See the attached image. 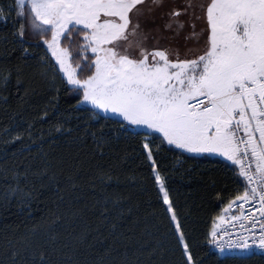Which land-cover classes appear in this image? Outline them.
Wrapping results in <instances>:
<instances>
[{"label": "snow or ice", "instance_id": "obj_1", "mask_svg": "<svg viewBox=\"0 0 264 264\" xmlns=\"http://www.w3.org/2000/svg\"><path fill=\"white\" fill-rule=\"evenodd\" d=\"M9 10L24 21L15 32L20 43H33L31 34L46 46L39 62L78 104L231 162L243 190L212 221L210 242L222 251L264 249V0H14ZM5 11L0 6V19ZM9 76L0 73V85ZM142 148L184 264H202L147 137ZM224 225L237 230L235 240ZM36 264L50 261L41 252Z\"/></svg>", "mask_w": 264, "mask_h": 264}, {"label": "trees", "instance_id": "obj_2", "mask_svg": "<svg viewBox=\"0 0 264 264\" xmlns=\"http://www.w3.org/2000/svg\"><path fill=\"white\" fill-rule=\"evenodd\" d=\"M13 4L0 0V73L10 72L0 85V264H36L41 252L50 264H184L145 137L198 261L264 264V253L220 255L209 246L212 221L243 190L231 163L78 104L39 62L46 46L31 34L33 43H20L24 21Z\"/></svg>", "mask_w": 264, "mask_h": 264}, {"label": "built area", "instance_id": "obj_3", "mask_svg": "<svg viewBox=\"0 0 264 264\" xmlns=\"http://www.w3.org/2000/svg\"><path fill=\"white\" fill-rule=\"evenodd\" d=\"M226 219H230V215L227 216ZM224 227H226L228 229V231L230 233H232L231 239L232 240H235L237 238V236H238L237 230L234 229V228L228 227L227 225H224ZM224 239L227 242L230 239V237H227L226 236ZM209 246H210V248H211L212 251H214V252H216V253H218L220 255H227V254H234V253L250 254V253H253V252H256V253H264V249H261L258 246L253 247V248L248 249V250H243V249H240V248H237V247H233V248H227V247H225V249L222 251L217 245L212 244L210 242V240H209Z\"/></svg>", "mask_w": 264, "mask_h": 264}, {"label": "rangeland", "instance_id": "obj_4", "mask_svg": "<svg viewBox=\"0 0 264 264\" xmlns=\"http://www.w3.org/2000/svg\"><path fill=\"white\" fill-rule=\"evenodd\" d=\"M169 2L170 3H175L176 5H179L180 4V0H169ZM189 46H191V45H189ZM83 105H87V106H91V107L95 108L93 105H90V104H83ZM96 110L99 111L102 114L110 115V116H113V117H116V118H119V119H122L123 120V118L120 117V116H118V114H114V113H111V112L105 113V112H103V110H100V109H96ZM129 126H131L133 129H136V130H144V131H147V132H154L151 129H146V128H142V127L138 128V127H136L134 125H129ZM154 133H156V132H154ZM157 134H159V133H157ZM159 135H161V134H159ZM227 255H248V254H244V253H234V254H227Z\"/></svg>", "mask_w": 264, "mask_h": 264}, {"label": "crops", "instance_id": "obj_5", "mask_svg": "<svg viewBox=\"0 0 264 264\" xmlns=\"http://www.w3.org/2000/svg\"><path fill=\"white\" fill-rule=\"evenodd\" d=\"M170 145H171V144H170ZM173 146H175V145H173ZM175 147H176V146H175ZM179 149H180V148H179ZM181 150H183V149H181ZM183 151H185V150H183ZM186 152H187V151H186ZM187 153H190V152H187ZM190 154H193V155H203V154H208V155L218 156V157H220V158L225 159L224 157L220 156L219 154H210V153H202V154L190 153ZM230 163H231V162H230ZM221 214H223V212H222Z\"/></svg>", "mask_w": 264, "mask_h": 264}, {"label": "flooded vegetation", "instance_id": "obj_6", "mask_svg": "<svg viewBox=\"0 0 264 264\" xmlns=\"http://www.w3.org/2000/svg\"><path fill=\"white\" fill-rule=\"evenodd\" d=\"M183 3V0H180V4Z\"/></svg>", "mask_w": 264, "mask_h": 264}]
</instances>
